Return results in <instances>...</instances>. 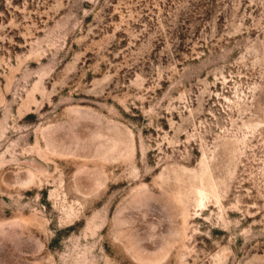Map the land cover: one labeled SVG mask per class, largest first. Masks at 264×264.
<instances>
[{"label":"rangeland","instance_id":"1","mask_svg":"<svg viewBox=\"0 0 264 264\" xmlns=\"http://www.w3.org/2000/svg\"><path fill=\"white\" fill-rule=\"evenodd\" d=\"M0 264H264V0H0Z\"/></svg>","mask_w":264,"mask_h":264}]
</instances>
